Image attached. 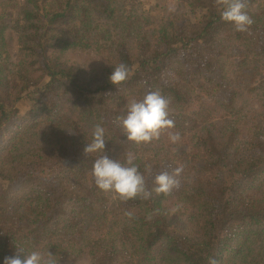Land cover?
<instances>
[{
  "label": "trees",
  "instance_id": "obj_1",
  "mask_svg": "<svg viewBox=\"0 0 264 264\" xmlns=\"http://www.w3.org/2000/svg\"><path fill=\"white\" fill-rule=\"evenodd\" d=\"M24 1L15 27L12 1H0V264L21 249V259L49 250L59 264H264V171L249 174L264 164V0H245L254 23L243 33L215 0H196L194 22L191 0H165L161 19L135 8L111 44L77 23L121 24L118 0ZM121 62L131 74L114 86ZM156 89L181 141L162 133L135 146L116 118ZM34 90L40 98L23 105ZM97 124L110 159L137 155L148 189L182 166L179 189L127 203L100 191L91 169L101 153H83ZM59 156L70 159L55 185L29 176Z\"/></svg>",
  "mask_w": 264,
  "mask_h": 264
},
{
  "label": "clouds",
  "instance_id": "obj_2",
  "mask_svg": "<svg viewBox=\"0 0 264 264\" xmlns=\"http://www.w3.org/2000/svg\"><path fill=\"white\" fill-rule=\"evenodd\" d=\"M217 8L220 10L221 19L234 25L235 31L246 32L254 23L247 13L245 0H215ZM175 6L170 5L168 11L175 12ZM109 81L114 86L125 82L131 69L121 62L113 68ZM170 100L165 97L159 89L147 92L142 99H132L127 105L126 116L116 118L121 125L128 142L135 146L146 145L155 140H159L162 133H166L171 144L181 141V135L175 129V121L169 115ZM106 140L105 128L100 124L95 125L92 131V139L86 144L83 153L91 156L101 153L96 159L91 169V175L97 188L103 193H111L113 200L127 203L134 199L148 200L153 193L160 196L170 195L174 189L180 187V175L182 166L176 167L171 172L163 171L155 176V187L148 189L145 176L140 172L139 165L135 162L137 155L132 151L124 153V160H113L105 154ZM151 165L145 164V171L151 172ZM124 216L132 219L134 213L125 210ZM151 219V217H148ZM18 254L13 257H5L4 264H59L57 256L49 250L40 252L31 251L21 259ZM208 264H218L215 259H210Z\"/></svg>",
  "mask_w": 264,
  "mask_h": 264
},
{
  "label": "rangeland",
  "instance_id": "obj_3",
  "mask_svg": "<svg viewBox=\"0 0 264 264\" xmlns=\"http://www.w3.org/2000/svg\"><path fill=\"white\" fill-rule=\"evenodd\" d=\"M0 1H6V0H0ZM11 5L8 9V17L10 19L11 25L15 27L14 22H16L17 18H19L22 15L23 9L25 7V1L24 0H11ZM119 7L122 9V16H121V24H114L112 22H106L101 17H98L96 19H93L89 22H83L79 21L77 23L78 28L80 31L88 38V39H99L103 43H113L115 40H118V38L123 37L125 35V31L123 30V27L129 28L127 26L129 22V14L132 10H135L137 8L140 11V15L146 16L148 18H154V19H161L166 14V11L163 8V4L165 0H118ZM10 2V1H9ZM191 5L190 7L187 6L186 8V17L189 18L190 21H195L198 17V13H195L194 10H197L196 8V0H191L189 2ZM201 17V15L199 16ZM14 20V21H13ZM13 22V24H12ZM9 74L15 73V67H8ZM49 81V79H48ZM42 87V85L40 86ZM38 98H40L39 92L36 90L32 91L28 98L23 102V105H26L29 102L36 101ZM111 127L114 133H117V130L119 129L120 125L117 124L116 121H111ZM151 157L154 159H161V155L158 152H154L151 154ZM70 158L65 156H59L56 157L50 161H45L44 163L40 164L34 171L33 174H29V176H36L43 178L50 182L52 185H55L66 173V170L68 169V161ZM264 171V164L258 168H256L254 171L249 173L250 175H255L260 172ZM226 219L225 215H222L220 217L221 224ZM82 264H89L88 260H84Z\"/></svg>",
  "mask_w": 264,
  "mask_h": 264
}]
</instances>
